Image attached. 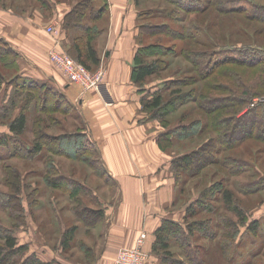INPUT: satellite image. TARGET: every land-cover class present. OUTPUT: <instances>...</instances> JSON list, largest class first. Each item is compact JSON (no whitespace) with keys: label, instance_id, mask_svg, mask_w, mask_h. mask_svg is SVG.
I'll list each match as a JSON object with an SVG mask.
<instances>
[{"label":"rangeland","instance_id":"374dc122","mask_svg":"<svg viewBox=\"0 0 264 264\" xmlns=\"http://www.w3.org/2000/svg\"><path fill=\"white\" fill-rule=\"evenodd\" d=\"M224 1V6L229 10L217 9L211 0H192L189 6L196 7L194 6L195 4L197 7H202L196 11L189 10V12H184V10L179 8L180 6L174 5L167 0H142L140 5H138V9L147 11L153 8H163L164 10L167 8V14L155 11L146 17L143 16L139 21L140 23L165 22L169 26L182 30L185 22L192 20L200 26L196 30L197 33L191 38L184 37L180 39L171 36L170 38L163 37L166 39L160 40L161 35L159 34V37L153 35L144 36L142 43L148 45L149 43L160 41L171 47L176 46L174 53L166 56L169 66L160 77L170 75V77L175 76L185 79L187 84L179 86L183 91L195 89L198 94H203V97L213 99L225 97L234 92L243 94L248 90L258 94L255 96L257 100L254 99L255 102H262L264 101V0ZM39 10H42V13L47 16L51 13L39 0H0V37H3L0 40L5 42L6 47H9V18H11L9 16H12V14L16 15L15 17L12 16V18L22 23V16L24 18L33 17L34 13ZM177 11L178 13L181 12L178 14ZM102 17L101 20L98 19L96 21L99 26L104 25L106 22L104 15ZM52 24L59 26L57 20H50L47 26ZM47 26L45 31L40 30L39 34L32 31L31 27V35L34 33V38H38V36L43 34L44 37H42L47 43L50 37L53 39V36L46 31ZM59 29L62 31L61 27ZM74 34L77 33H72V35ZM31 35L30 40L32 41L34 38ZM19 38L16 39V43L21 47L23 45L21 41L24 39L26 43V37L21 40ZM60 41L62 44L63 41ZM101 42L103 41L95 38V44L98 49V45L100 47L103 46ZM180 48H189L194 51L215 50L219 58L230 56L256 57L262 59V63H259L260 65L258 66H245L234 62L224 63L209 77L198 80L199 76L192 62L186 59L183 52L179 50ZM33 56L36 57V60ZM9 60V54L7 56L3 55V53L0 54V133H9L10 120L20 113L29 102V108L25 109L28 117L27 128L24 135L20 138L26 145L32 147L35 136L39 134L38 131H41L44 133L42 140L47 143V146H53L54 152L49 149L42 155H35L31 158L27 154H25L26 156L15 155L9 157L2 155L0 157V222L5 227L15 230L18 241L21 244H29L28 255L36 252L44 260L55 261L58 258L63 264H95L99 251L103 246L104 236L101 230L95 227L99 220H94L88 216V208H93L94 204H96L95 199H99L98 196H96L97 198L94 196L95 191L109 197L116 191L117 185L107 174V170L102 164L95 147L84 150L73 148V156L57 151L59 146L52 136L64 131L70 135L82 133L85 129L84 120L78 111L69 113L64 111L54 112L53 110L40 111L38 106L36 107V100L34 98L32 100L27 99L28 95L22 93L21 90L25 91V87L17 89L18 85L11 83L19 70L9 67ZM18 61L22 63L23 68H21V71L25 75H30V77L40 82L47 81L54 86L53 82L41 73V69L45 66L46 68H52V70L53 66L50 63L44 64L43 55L39 54L37 50L31 49L30 54H25V56L18 55ZM96 68H94V71L99 69V67ZM156 80H158V77L154 76L148 81H152V86L154 87ZM12 97L16 99L15 105L11 103ZM215 103H212V106L216 105ZM208 105L210 106L211 104ZM201 107L198 101L190 100L179 110L170 114L168 118L172 124L182 120L181 115L183 112H186L185 120L189 122L209 118ZM262 110L259 109L258 116L254 117L252 113L249 117H246L243 120V127L248 129L255 121L257 124L258 121L255 118L264 117V110ZM259 125L261 126L260 121ZM160 130L164 131L162 126ZM210 137L213 140L215 133L206 129L203 133L191 139L175 141L173 146L168 149V152L176 155L198 146ZM222 154H231L244 158L254 162V166L259 165L264 169V142L254 136L244 140L238 149L230 150L225 148L222 150ZM222 154L220 152L216 156H222ZM50 164L54 166L51 170L48 167ZM221 167V165L211 164L194 175H184V173L181 181L179 179L177 201L169 209L166 219L169 218L181 223L186 206L198 198L200 193L204 192L205 188L212 182L218 181L225 175L226 171L223 168V170L219 171ZM214 172H217V174L215 175ZM228 176L231 180L229 186L235 190L236 198L247 208L246 216L249 222L258 220L260 228L257 232H253L248 230V224H246L242 225L237 233L235 226L230 229L229 226L216 227L217 236L214 240L205 238V233L202 230L196 231L192 236V245L194 247L188 248V251L192 250L193 252L201 253L203 260H197L200 264H264V188L250 194H246L238 188V181L251 180L257 177L256 170L251 168L238 176ZM48 177L49 179L52 177L57 180L61 178L76 180L83 186V191L80 194L81 200L75 201L71 198L68 187L64 189L62 187H54ZM184 179L186 180L185 183ZM183 185L185 191L179 192L180 187H183ZM6 194L15 196L11 200L12 202L6 200ZM216 204H220L219 214L234 216L231 213H227L221 202ZM22 205L24 211H22ZM208 216L217 217L215 220L219 218L217 215L202 211L199 215L191 217L190 220ZM76 225L78 229L75 240H73L69 249L65 251L61 245V241L64 239V231L66 228ZM227 231L230 232L228 236ZM142 232L147 234L146 231ZM235 232L237 233L236 236H234ZM220 240L226 243L225 250L222 249L223 245ZM122 247L127 246H121L120 248ZM120 248L116 251L114 261H112V254H107L105 259L99 263L115 264ZM170 248L174 256L173 260L181 261L178 264L188 260V256L183 255L186 249L180 248L179 244L174 242L173 239ZM147 252L149 257L145 264H159V257H152L151 253ZM54 264L61 263L56 261ZM189 264H195V262L192 263L190 261Z\"/></svg>","mask_w":264,"mask_h":264},{"label":"trees","instance_id":"16d2710c","mask_svg":"<svg viewBox=\"0 0 264 264\" xmlns=\"http://www.w3.org/2000/svg\"><path fill=\"white\" fill-rule=\"evenodd\" d=\"M39 1L43 6L48 8L50 12L52 11V0ZM75 1L76 3L73 5L72 9L64 17L61 29L68 30V28L75 26L76 28L79 27L80 29H83L84 34H78L74 37L72 56L81 61L89 69L94 70V68H98L101 62L100 52L95 44V38L100 33L101 27L96 21L107 12V1L104 0V3L100 6H96V0ZM136 1L137 4L140 5L142 0ZM167 1L180 6L179 8L184 10V12H189V10L196 11L202 7H197L194 3L193 4L196 7L189 6V3L192 0ZM211 2L217 7V9L229 10L224 6V0H211ZM166 10L167 8H165V10L163 8H153L147 11L140 9L139 15L142 18L155 11H158V13L161 14L165 13L166 15ZM88 13L89 17H91L87 21L85 20V17ZM139 26L140 33L137 38L139 47L134 57L131 78L138 86V91L142 94L140 98L141 111L145 113V116L141 120L148 121L156 119L159 121L164 131L159 132L157 141L163 150L170 149L175 141H181L188 138L191 139L196 135H200L206 129L215 133L213 140L211 137L207 138L198 146H194L189 150L180 152L176 155L172 154L171 166L178 187L184 173V175H194L211 164L221 165L222 167L219 171L223 169L226 171L222 178L218 181L212 182L207 188H205L204 192L200 193L198 198L186 206L184 209L183 221L181 223L169 218H164L156 230V240L152 245V254L159 257V264H178L181 262L179 260H173L174 256L170 248L172 245V239L179 244L180 248L186 249L185 252H183V255L188 256V260H184L181 264H189L190 261H192V263L195 262V264H200L197 260H203L200 255L201 253L199 254V252H193L192 250L188 251V248L191 249L194 247L192 245V236L196 231L202 230V232L206 234H204L205 238L207 237L210 238V240H214L217 236V232L215 231L216 227L222 228L223 226H229L230 229L235 226L237 233L238 230L241 229V226L246 224H248V230L253 232H257L260 228V222L258 220H252L249 222L246 216L247 208L236 198L235 190L229 186L231 180L228 175L238 176L250 168L256 170V178H252L251 180H240L237 182L238 188H240L241 191L250 194L264 188V169L259 165L254 166V162L248 161L244 158L231 154L224 155L222 154V150L225 148H229L230 150L238 149L240 144L251 136L264 142V117L255 118V120L258 121L257 124L255 121V123L249 126L248 129L243 127V120L246 117H249L252 113L254 117L258 116L259 109L264 110V101L255 102V96L258 94L252 93L248 90L243 94L234 92L231 95L229 94L225 97L213 99L203 97V94H198L195 89L183 91L179 86L187 84L185 79L175 76L170 77V75L160 77L164 70L169 66L166 56L174 53L176 46L171 47L160 41L149 43L147 45L142 43V40L144 36L153 35L159 37V34L161 35V38H159L160 40L166 39L163 37L170 38L171 36L180 39L184 37L191 38V36H194V34L197 33L196 30L200 28L199 24L192 20L186 21L183 26L184 29L182 30L169 26L165 22L151 24L140 23ZM2 38L3 37H0V39ZM2 42L3 41L0 40V54L3 53V55L5 54L6 56L9 54V67L19 70L11 83H16V85H18L17 89L19 87H25V91L23 89L21 91L24 95H28L29 98L27 97V99L32 100L34 98L36 100V107L38 106L40 111L43 112L53 110L54 112L64 111L65 113H69L76 111L75 105L68 100L63 92L57 90L55 86L49 84L47 81L40 82L33 77H30V75H25L21 71L20 63L18 61V55L21 56L20 52L17 51L10 42L9 47H6L5 42ZM188 49L180 48L179 50L183 52L187 60L192 62V65L199 76L198 80L209 77L224 63L234 62L245 66H258L260 65L259 63H262V59L256 57L230 56L219 58L215 50L194 51ZM154 76L158 77V80H156L157 82L153 87L152 81L149 82L148 80ZM13 97L11 98V103L15 105L16 99ZM190 100L198 101L202 106V110L206 112V116L208 115L209 118L189 122L185 120L186 112H183L181 115L182 120H178L172 124L168 118L169 115L179 110V108L183 107ZM214 102H216V105L212 106V103ZM208 104L211 105L209 106ZM29 106L28 102V105L24 106V109L10 120L9 133H0V157H2V155L12 157L15 155L27 154L31 158L35 155H42V153L49 149L51 152H54V147L47 146V143L42 140V135H44V133L41 131H38L39 134L35 136L36 138L32 147L26 145V143L20 138L24 135L27 128L28 117L25 109L29 108ZM259 121L261 122V126L259 125ZM52 137L56 140V143L59 146L57 151L62 154L67 153L69 156H73V148L84 150L92 147L89 145L90 139L86 133L70 135L68 132L64 131ZM220 152L222 156L217 157L216 154ZM48 167L50 170L54 168L52 164ZM214 173L215 175L217 174V172ZM49 181H51L52 185L57 188L62 187L64 189L65 187H68L70 189V197L75 201L81 200L80 194L83 191V186L76 180L71 178H61L60 180H57L56 178L51 177ZM185 182L186 180L184 179V183ZM184 191L185 188L183 185V187H180L179 192ZM6 196L8 202H12L11 200L15 197L13 195L9 196L8 194H6ZM175 201H177V199ZM218 202H221L223 205L222 207L226 209L227 213H231L235 217L229 214H226V216L219 214L218 210L220 204H216ZM104 210V208H88V216L92 217L94 220H99L104 215ZM22 211H24L23 205ZM202 211L217 215L219 218L218 220H215L217 217L214 218V216H208L205 218L190 220L191 217L193 218L194 216L199 215ZM77 229V225L66 228L64 231V239L61 241L63 250L67 251L69 249L73 240H75ZM236 232L234 233V236L237 235ZM229 233L230 232L227 231V236ZM220 242H222V240H220ZM221 244L223 245V248L222 246H220V248L225 250L224 248L227 246L226 243L222 242ZM28 249L29 244H21L18 241L13 228L5 227V225L0 222V264H54V262L57 261L44 260L37 255L36 252L28 255Z\"/></svg>","mask_w":264,"mask_h":264},{"label":"crops","instance_id":"0c3cea01","mask_svg":"<svg viewBox=\"0 0 264 264\" xmlns=\"http://www.w3.org/2000/svg\"><path fill=\"white\" fill-rule=\"evenodd\" d=\"M106 1V22L100 26L96 39L103 41L102 48L98 45L101 56L98 67L105 71V94L109 97L71 82L48 56L53 39L50 37L46 43L43 34L37 35L38 38H34V33L31 35V27L39 34L40 30L45 31L50 20H57L61 27L75 0H52L50 15L39 10L33 17L22 16V23L12 18L16 15L11 13L9 16V42L22 56L30 54L31 49L37 50L43 55L44 64H52L53 70L42 65L41 73L75 105L84 120L82 133L88 134L89 145L95 147L107 174L117 185L109 197L94 189V196L99 199L96 197L93 208L105 209L95 226L104 236L95 264H100L107 254H112L114 261L116 251L121 246L135 244L142 231L147 232L145 246L154 257L152 245L156 240V230L176 203L178 193L171 166L172 153L163 150L157 141L161 126L156 119L141 120L145 116L141 111L142 94L131 78L139 47L140 9L136 0ZM103 3L104 0H96V6ZM90 17L88 13L85 20ZM74 32L77 34L72 35ZM78 34H84V31L76 26L61 31L62 48L71 56L74 37ZM30 35L34 38L32 41ZM23 37H26V43ZM18 38L22 39L21 47L16 43ZM33 58L36 60L35 56ZM56 260L63 264L58 258Z\"/></svg>","mask_w":264,"mask_h":264},{"label":"built area","instance_id":"2783aa9c","mask_svg":"<svg viewBox=\"0 0 264 264\" xmlns=\"http://www.w3.org/2000/svg\"><path fill=\"white\" fill-rule=\"evenodd\" d=\"M59 28L56 24L46 28V31L53 36V44L49 49L50 60L57 65L71 82L80 84L85 90L93 89L109 97L105 94L107 89L105 71L102 68L96 71L91 70L81 61L68 54L62 48ZM146 235L145 232H142L137 238L135 245L120 248L115 264H145L149 257L145 249Z\"/></svg>","mask_w":264,"mask_h":264}]
</instances>
